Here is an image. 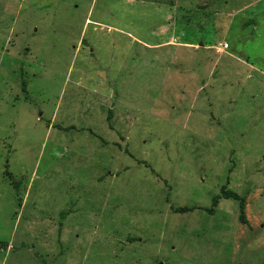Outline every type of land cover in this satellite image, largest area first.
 <instances>
[{
    "label": "rangeland",
    "instance_id": "obj_1",
    "mask_svg": "<svg viewBox=\"0 0 264 264\" xmlns=\"http://www.w3.org/2000/svg\"><path fill=\"white\" fill-rule=\"evenodd\" d=\"M0 264H264V0H0Z\"/></svg>",
    "mask_w": 264,
    "mask_h": 264
},
{
    "label": "trees",
    "instance_id": "obj_2",
    "mask_svg": "<svg viewBox=\"0 0 264 264\" xmlns=\"http://www.w3.org/2000/svg\"><path fill=\"white\" fill-rule=\"evenodd\" d=\"M113 116V111L110 110L109 113V120L112 118ZM112 126V124H111ZM113 127V126H112ZM221 198H225V199H229V198H233L235 200H240V221L244 224H246L248 222V219L246 217V203H245V199L243 197H241L238 193L232 191V190H227V189H223L221 194L216 195L213 197L212 199V207L210 209H208V212L210 214H214L215 212V208L218 206V203L220 201ZM190 209L187 207H179L176 209L177 212H186L189 211ZM67 214L66 211L62 212V216L64 217Z\"/></svg>",
    "mask_w": 264,
    "mask_h": 264
}]
</instances>
